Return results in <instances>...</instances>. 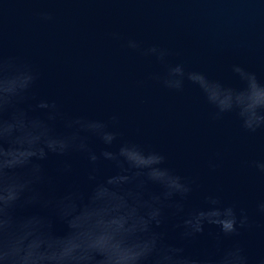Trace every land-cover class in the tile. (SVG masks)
<instances>
[{
  "label": "clouds",
  "instance_id": "obj_1",
  "mask_svg": "<svg viewBox=\"0 0 264 264\" xmlns=\"http://www.w3.org/2000/svg\"><path fill=\"white\" fill-rule=\"evenodd\" d=\"M35 2L40 20H55L57 0ZM250 6L264 8V0ZM109 35L158 66L146 80L177 93L191 84L213 120L234 113L245 130L264 129V80L256 72L233 64L240 83H229L173 61L179 53L168 44L119 30ZM41 77L32 59L0 48V264H252L236 238L255 223L247 209L225 203L219 191L194 202L198 176L170 166L158 147L124 138L119 111L106 118L70 112L38 93ZM51 156L62 158L55 173L46 163ZM73 156L87 163L86 185L62 184L74 171ZM219 156L208 161L210 169L221 166ZM251 163L264 173V158ZM257 208L264 214V199ZM208 225L219 230L194 248Z\"/></svg>",
  "mask_w": 264,
  "mask_h": 264
},
{
  "label": "water",
  "instance_id": "obj_2",
  "mask_svg": "<svg viewBox=\"0 0 264 264\" xmlns=\"http://www.w3.org/2000/svg\"><path fill=\"white\" fill-rule=\"evenodd\" d=\"M4 2L14 6L0 7V48L40 67V95L57 99L70 112L106 118L119 111L124 138L158 147L170 166L198 176L202 187L194 202L203 203L204 191H219L225 203L247 209L255 223L236 238L252 264L264 259V214L257 208L264 199V173L251 163L264 158V129L245 130L234 113L213 120V109L191 84L177 93L146 80L158 66L109 35L119 30L168 44L179 53L173 61L184 60L229 83H240L232 70L237 63L264 80V8L251 7L256 0H57L51 22L39 19L35 0ZM141 79L145 83L138 86ZM217 153L222 163L213 170L208 161ZM71 159L74 171L62 184L86 185V161ZM46 163L55 173L62 158L51 156ZM218 230L208 225L193 247L210 242Z\"/></svg>",
  "mask_w": 264,
  "mask_h": 264
}]
</instances>
